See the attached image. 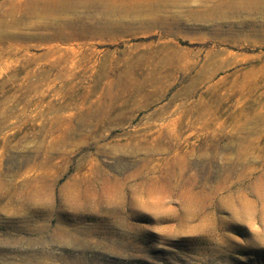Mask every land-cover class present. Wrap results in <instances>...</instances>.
<instances>
[{
  "label": "rangeland",
  "instance_id": "rangeland-1",
  "mask_svg": "<svg viewBox=\"0 0 264 264\" xmlns=\"http://www.w3.org/2000/svg\"><path fill=\"white\" fill-rule=\"evenodd\" d=\"M34 1L0 0V264H264V12Z\"/></svg>",
  "mask_w": 264,
  "mask_h": 264
},
{
  "label": "bare ground",
  "instance_id": "bare-ground-1",
  "mask_svg": "<svg viewBox=\"0 0 264 264\" xmlns=\"http://www.w3.org/2000/svg\"><path fill=\"white\" fill-rule=\"evenodd\" d=\"M189 1L190 0H36L34 2L40 3L44 10H50L53 13L57 12L60 15L79 11L77 12L79 15H77L72 22L73 25L67 28L79 32V34H77V36H79L83 35L85 32L101 33L102 27L105 28L107 25H110L111 31L121 26L122 19L129 16H140L142 17L143 23L152 26L156 24L157 26L166 27L170 26L171 23L177 25L181 20L180 14L183 11L179 16L175 15L178 14V12H175L173 15L168 12L170 14L168 15L165 12L167 10L166 8L172 6L179 7L182 2ZM197 1L199 2L198 4H202V6L200 5L201 7L199 9L188 7L185 10L186 15L183 14L185 18H193V20H210V22H212L222 20L227 15L235 16L242 11H251V13L256 11L264 12V0H213L210 5L204 4L207 0ZM209 3H211L210 0ZM33 9L26 8L25 11L22 9L24 11L23 14L28 16L27 13ZM113 17L117 18V24L112 21ZM13 21L17 23L18 19L15 17ZM63 25L66 26L67 22L65 21ZM169 29L171 28L169 27ZM60 36L64 39H69V35H66L64 32H62Z\"/></svg>",
  "mask_w": 264,
  "mask_h": 264
}]
</instances>
